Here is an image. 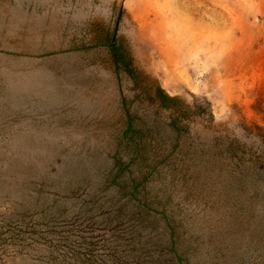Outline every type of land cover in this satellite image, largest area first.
Wrapping results in <instances>:
<instances>
[{
	"label": "rangeland",
	"instance_id": "obj_1",
	"mask_svg": "<svg viewBox=\"0 0 264 264\" xmlns=\"http://www.w3.org/2000/svg\"><path fill=\"white\" fill-rule=\"evenodd\" d=\"M118 169L192 264H262L264 0H0V264L166 261Z\"/></svg>",
	"mask_w": 264,
	"mask_h": 264
},
{
	"label": "trees",
	"instance_id": "obj_2",
	"mask_svg": "<svg viewBox=\"0 0 264 264\" xmlns=\"http://www.w3.org/2000/svg\"><path fill=\"white\" fill-rule=\"evenodd\" d=\"M111 173L114 175H111V178L115 177L116 180L122 179V182H120L117 187L119 188V195L121 196V201L123 203L120 207H117V209L113 211L114 214L115 212L117 213L116 218L120 219V222H123L125 219L129 221H136L137 224L134 226H140L138 230L145 228L147 225L160 228L162 226V221H168L165 227H162L164 229L162 230L165 233H170L171 236L164 243L162 242V239H159L157 244L159 247H163L164 245L169 247L170 253L168 255V259H166V261H160L159 264H192L190 261L192 254L189 252L192 251V248H181L185 247L184 243L186 244V241L182 238L180 231H176L177 228L174 227V219L171 221L168 220L170 218L167 216L165 209L160 212L162 213L160 219L152 216L153 213H157V211H159L160 206L165 208V206L169 204L170 198L164 195L162 196L164 198L161 199L159 192H154L152 189L151 192L149 191L147 176L150 174V171L138 169V178L135 177L134 179H131L130 176H126L124 169L114 170ZM110 202L115 207L113 199H111ZM111 217L112 215L109 214L108 220L111 219ZM251 251V248L246 250L247 253L244 255L247 257ZM133 252L135 260H138L137 264H142V259L145 257L144 255L146 252L144 250H140L139 248L138 250L131 251V253ZM248 252L250 253L248 254ZM253 252L255 253L257 251L253 250ZM241 260L242 256L239 255L238 258H236L233 262L231 261L230 264H240ZM204 262L206 263V259ZM262 264H264V261H262Z\"/></svg>",
	"mask_w": 264,
	"mask_h": 264
},
{
	"label": "bare ground",
	"instance_id": "obj_3",
	"mask_svg": "<svg viewBox=\"0 0 264 264\" xmlns=\"http://www.w3.org/2000/svg\"><path fill=\"white\" fill-rule=\"evenodd\" d=\"M194 1V0H193Z\"/></svg>",
	"mask_w": 264,
	"mask_h": 264
}]
</instances>
